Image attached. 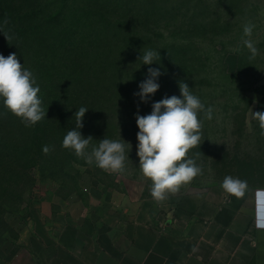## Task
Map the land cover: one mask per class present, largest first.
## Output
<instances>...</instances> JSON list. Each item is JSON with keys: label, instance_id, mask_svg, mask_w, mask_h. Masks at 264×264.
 I'll return each instance as SVG.
<instances>
[{"label": "rangeland", "instance_id": "1", "mask_svg": "<svg viewBox=\"0 0 264 264\" xmlns=\"http://www.w3.org/2000/svg\"><path fill=\"white\" fill-rule=\"evenodd\" d=\"M155 1L164 6L167 4L172 10L178 6L173 15L174 21L162 17L156 25L145 29L143 35L149 40H143L142 48L130 44L125 49L127 55L120 77L123 91L102 106L95 122L100 134L92 137L91 141V144H97L103 138L123 139L126 153H129L123 173L102 170L94 163L89 165L73 150L62 147L58 136H53L48 127L41 129L45 119L37 122L36 135L30 132L35 126L26 127L24 131L21 119L0 106V141L4 143V152L11 142L15 147L24 149L18 159L3 161L0 158V246L15 238L18 230L28 222L33 206L43 197L54 198L55 211H65L71 207L68 208L71 198L85 202L90 184L123 190L124 180L142 182V202L155 219L162 217L189 193L223 191L220 185L226 175L247 180L250 188L264 187V136L260 135L258 123L252 115V112L260 111V107L264 110V103L261 105L264 86V0H241L237 14L227 10L229 0H204L210 4V10H203L201 3L200 14L209 15L212 21L205 20V23H211L200 27L206 33L194 39L193 49L201 54L202 59L205 58L204 72L208 86H196L195 91L201 101L206 106L211 105L214 111L211 120L201 117L200 145L187 153L188 157L200 153L198 163L202 165L203 173L182 184L176 192L169 193L163 201L158 202L150 195L151 181L142 175L138 166L136 146L139 129L135 113L139 111L143 115L142 111L152 103V97L144 103L134 93L139 91L138 85L152 65H142L139 57L146 49L159 51L164 45L182 43L185 33L178 24L184 22L185 16L187 19L191 15L197 3V0ZM14 5L15 1L0 0V24L4 23L5 13L14 10ZM17 10L26 11V3ZM196 19L203 22L200 18ZM247 22L255 25L251 39L258 52L254 58H250L249 50L242 41L243 25ZM43 48L39 53L47 51ZM239 50H244L243 55L249 63L242 75L234 76ZM22 52L23 49L16 46L0 48V54L7 57L16 53L18 60ZM241 112L243 117L239 115ZM45 145L51 149L47 154L42 150Z\"/></svg>", "mask_w": 264, "mask_h": 264}, {"label": "trees", "instance_id": "2", "mask_svg": "<svg viewBox=\"0 0 264 264\" xmlns=\"http://www.w3.org/2000/svg\"><path fill=\"white\" fill-rule=\"evenodd\" d=\"M11 1L16 5L14 10L5 13L4 23L0 24V48L16 46L23 49L19 62L33 72L46 113L45 125L42 124L41 129L48 127L61 142L67 131L75 126L73 116L81 106L89 108L82 121V135L94 137L100 134L95 122L102 106L123 91L120 77L127 55L125 49L130 44L142 48L143 40L148 39L143 35L145 29L156 25L162 17L174 21V12L178 10V6L172 10L167 4L164 6L155 0ZM240 1L229 0L227 10L237 14ZM24 3L27 10L18 11L17 8ZM201 3L203 10H210V4L197 0L191 15L187 19L185 16L184 22L178 24L185 33V40L159 49L160 60L157 58L156 61L159 64L154 63L152 67L160 68L163 74L159 77L160 88L152 96V102L165 96H179L178 82L181 80L192 87L195 95L196 86H208L205 58L202 59L201 54L193 49L194 39L206 33L200 27L211 23H205V20L212 21L209 15L200 14ZM191 33L194 34L190 36ZM41 47L47 51L39 53ZM243 54L244 50H239L234 76L242 75L248 67L249 60ZM261 94L262 105L264 86ZM151 110V104L147 105L142 114H149ZM261 110L263 108L260 107ZM239 115L244 116L243 113ZM36 124L30 131L34 135L38 133ZM25 128L24 125V131ZM3 144L0 141V158L3 161L18 159L24 151L11 142L4 152Z\"/></svg>", "mask_w": 264, "mask_h": 264}, {"label": "crops", "instance_id": "3", "mask_svg": "<svg viewBox=\"0 0 264 264\" xmlns=\"http://www.w3.org/2000/svg\"><path fill=\"white\" fill-rule=\"evenodd\" d=\"M143 189L129 179L123 190L90 184L85 202L71 198L65 211L43 197L0 246V264H264L250 195L189 193L155 219Z\"/></svg>", "mask_w": 264, "mask_h": 264}, {"label": "clouds", "instance_id": "4", "mask_svg": "<svg viewBox=\"0 0 264 264\" xmlns=\"http://www.w3.org/2000/svg\"><path fill=\"white\" fill-rule=\"evenodd\" d=\"M254 28L251 22L243 25L242 41L249 50L250 58H254L258 52L251 39ZM157 58L160 60L159 51L146 49L139 60L142 65H153L159 64ZM162 74L160 68L149 67L134 96L148 103L160 88L158 81ZM178 87L179 96H165L152 102L149 114L135 113L139 129L136 146L138 166L142 175L151 181L150 195L158 202L203 173V167L198 163L200 153L192 157H188L187 153L200 145L201 115L208 120L213 118V107L206 106L188 83L181 80ZM39 92L40 87L33 72L19 62L16 53H10L7 57L0 54V106L19 117L25 127L34 126L46 116ZM88 110L85 106L76 109L73 116L75 126L67 131L61 146L73 150L76 156L83 157L89 165L94 163L102 170L123 173L126 158L129 157L123 139L103 138L97 144H91L93 138L82 135V121ZM252 115L258 123L260 135L264 136V110L252 112ZM42 150L47 154L51 149L45 145ZM220 187L237 199L250 195L254 204L255 226L264 229V187L250 188L247 180L231 175L224 177Z\"/></svg>", "mask_w": 264, "mask_h": 264}]
</instances>
